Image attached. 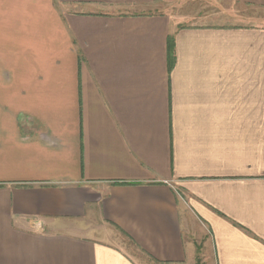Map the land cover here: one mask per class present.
<instances>
[{
	"label": "crops",
	"instance_id": "crops-1",
	"mask_svg": "<svg viewBox=\"0 0 264 264\" xmlns=\"http://www.w3.org/2000/svg\"><path fill=\"white\" fill-rule=\"evenodd\" d=\"M253 10L0 0V264H264Z\"/></svg>",
	"mask_w": 264,
	"mask_h": 264
},
{
	"label": "rangeland",
	"instance_id": "rangeland-1",
	"mask_svg": "<svg viewBox=\"0 0 264 264\" xmlns=\"http://www.w3.org/2000/svg\"><path fill=\"white\" fill-rule=\"evenodd\" d=\"M246 15H254V16H262L264 15L263 11H259V10H253V11H248L247 13L245 12ZM193 226V225H192ZM193 231V230H192ZM191 240L195 241L196 243V247L198 248V257H197V262L196 264H204V262H202L201 260L203 259V240L201 236H196L194 234H191L190 236H188ZM123 248L125 249L126 253L128 254V256L130 257V259H132V261L138 263V264H156L154 262H152V260H150V258H148L147 255H145L143 252L139 251L138 249H136L133 246H130L128 243L126 245H123ZM208 264H212V262H208Z\"/></svg>",
	"mask_w": 264,
	"mask_h": 264
}]
</instances>
